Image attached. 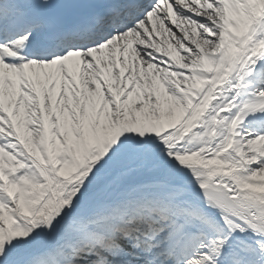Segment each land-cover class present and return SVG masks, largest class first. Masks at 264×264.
I'll list each match as a JSON object with an SVG mask.
<instances>
[{
	"label": "snow or ice",
	"instance_id": "snow-or-ice-1",
	"mask_svg": "<svg viewBox=\"0 0 264 264\" xmlns=\"http://www.w3.org/2000/svg\"><path fill=\"white\" fill-rule=\"evenodd\" d=\"M0 264H264V0H0Z\"/></svg>",
	"mask_w": 264,
	"mask_h": 264
}]
</instances>
